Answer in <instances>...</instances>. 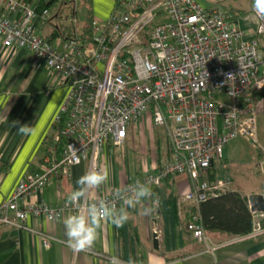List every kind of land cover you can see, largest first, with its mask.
<instances>
[{
  "label": "built area",
  "instance_id": "2783aa9c",
  "mask_svg": "<svg viewBox=\"0 0 264 264\" xmlns=\"http://www.w3.org/2000/svg\"><path fill=\"white\" fill-rule=\"evenodd\" d=\"M8 5L10 15H0L3 47L45 64L68 93L53 120L56 135L45 142L43 171L25 176L0 205V226L21 228L29 217L58 221L71 214L66 198L51 206L39 203V194L77 166L102 167L106 150L122 149L132 123L148 114L156 127L167 128L171 158L121 188L136 180L159 188L185 175L191 189L181 202L197 208L229 189V178L210 183L204 176L230 142L242 137L258 144L254 94L264 93V20L255 12L257 27L249 37L235 15L195 0H118L104 27L93 22L86 46L76 33L57 45L37 35L34 21L46 20L48 10L38 14L17 0ZM256 168L264 174V153ZM113 190L96 196L111 200ZM160 203L157 197L153 206ZM252 214L251 231L236 242L264 236V213ZM188 231L209 253L230 244L208 245L198 215ZM42 242L49 247V237L42 235Z\"/></svg>",
  "mask_w": 264,
  "mask_h": 264
},
{
  "label": "crops",
  "instance_id": "0c3cea01",
  "mask_svg": "<svg viewBox=\"0 0 264 264\" xmlns=\"http://www.w3.org/2000/svg\"><path fill=\"white\" fill-rule=\"evenodd\" d=\"M8 1L0 0V15H10ZM17 1L28 3L34 9L42 4L41 0ZM117 4L118 0L54 2L48 9L46 20L35 19V32L57 45L64 38L80 34L89 11L93 22L104 27ZM205 6L202 5L207 9ZM238 20L245 33L253 37L257 27L254 15L250 18L240 14ZM263 40L260 41L264 52ZM62 83L60 76L45 64L35 61L26 51L6 49L0 42V205L6 202L25 176L43 171L45 142L50 144L56 135L52 129L53 120L68 93V88ZM260 120L256 124L257 146L238 138L225 147L222 159L212 166L217 180L229 178L231 181L227 191L240 192L247 198L264 194V189L260 190L256 181H264V174L255 172L258 171L256 164L264 153V116ZM23 125L32 127L33 131L27 135L20 133L19 128ZM247 142L253 149L252 154L246 151ZM104 155L102 166H108L110 179L98 191L110 192L116 187H124L130 177L146 174L132 175L109 150ZM155 168L152 167L151 171ZM86 171V164H82L72 169L69 178L51 182L39 194V203L60 204L77 187V179ZM204 178L210 183L217 181L210 179L209 172ZM190 189L187 176L173 178L171 185L162 189L164 199L154 217L150 212L141 214L140 208L146 207L143 203L135 209H128L129 219L122 227L103 223L99 238L90 251L75 252L67 246L63 225L67 215L58 221L29 217L21 228L0 226V264H110L113 256L118 257L121 264L130 257L136 264H264V236L236 242L237 237L209 234L208 245L230 243L209 253L207 245L198 244L191 234L183 230L181 220L175 219L169 197L181 198ZM143 223L147 229L142 237L140 228ZM155 233L158 250L153 247ZM42 235L50 239L48 248L43 246Z\"/></svg>",
  "mask_w": 264,
  "mask_h": 264
},
{
  "label": "clouds",
  "instance_id": "9594fccd",
  "mask_svg": "<svg viewBox=\"0 0 264 264\" xmlns=\"http://www.w3.org/2000/svg\"><path fill=\"white\" fill-rule=\"evenodd\" d=\"M252 9L264 20V0H253ZM32 131V127L27 125L19 128V132L25 135ZM109 179L110 170L107 165L86 171L77 179V187L66 198V204L73 212L63 219V225L67 246L75 252L92 250L104 222H110L117 228L122 227L129 219L128 209L142 205L153 196L148 184L136 180L125 188L116 187L111 200L97 198V190L107 184ZM149 211L146 207L140 208L141 214L146 215ZM110 264H121V261L113 256ZM125 264H136V261L130 257Z\"/></svg>",
  "mask_w": 264,
  "mask_h": 264
},
{
  "label": "rangeland",
  "instance_id": "374dc122",
  "mask_svg": "<svg viewBox=\"0 0 264 264\" xmlns=\"http://www.w3.org/2000/svg\"><path fill=\"white\" fill-rule=\"evenodd\" d=\"M206 5L207 9L218 8L228 11L230 14L236 13L242 14L252 18L254 11L252 9L253 0H195ZM201 5V6H202ZM99 26V24H98ZM101 27V26H100ZM249 34V32H248ZM264 48V40L262 43ZM261 75V70H260ZM257 121L260 123V117L264 116V98L256 103ZM246 151L252 154L253 149L246 143ZM109 150L120 165L124 164L129 169L132 175L144 174L151 172L152 167L161 166L164 162L168 161L171 157L172 148L170 137L167 128L156 127L152 121V115L148 114L137 122L132 123L128 132V138L122 149L117 150L113 147H109ZM102 165L105 162V155H102ZM256 174H262L260 171H256ZM260 190L264 189V181L262 179L256 180ZM163 191V190H162ZM160 195L161 201L164 199V193ZM157 198V197H154ZM146 200L147 203L143 205L150 209L151 217H154L157 213V206H153L151 202L154 200ZM183 196L180 198L182 199ZM149 202V203H148ZM139 212V210H138ZM137 212V213H138ZM150 224V223H149ZM150 227V225H149ZM146 225H141V236L146 233ZM158 230V229H157Z\"/></svg>",
  "mask_w": 264,
  "mask_h": 264
},
{
  "label": "trees",
  "instance_id": "16d2710c",
  "mask_svg": "<svg viewBox=\"0 0 264 264\" xmlns=\"http://www.w3.org/2000/svg\"><path fill=\"white\" fill-rule=\"evenodd\" d=\"M41 0L42 4L35 8V11L40 14L44 10H48L51 4L54 3L52 0ZM240 15V14H239ZM239 15H235L238 18ZM92 31H93V18L88 12V17L83 30L79 36L83 40L86 46H89L92 42ZM264 98V93H255L254 102H259ZM171 158V157H170ZM207 172L210 173V179H216L214 168L211 167ZM207 176V174H206ZM173 178H169L163 182L159 188H151L154 197H160L163 188H167L172 183ZM217 180V179H216ZM148 199L147 201H149ZM155 200V198H154ZM153 200V201H154ZM153 201L151 204L153 205ZM169 201L172 202V209L175 215V219L181 220V226L183 230L190 234L188 231V224L191 222L192 217L198 215L203 226L204 232L209 234H224L231 237H241L247 235L253 226V214L250 209L248 198L246 195L240 192L225 191L218 197L210 198L207 201L201 203L197 208L194 205L182 203L180 196H171ZM147 203L146 201L143 202ZM149 203V202H148ZM161 205V204H160ZM160 207V206H159ZM159 210V208L157 209ZM182 218V219H181Z\"/></svg>",
  "mask_w": 264,
  "mask_h": 264
},
{
  "label": "water",
  "instance_id": "95a60500",
  "mask_svg": "<svg viewBox=\"0 0 264 264\" xmlns=\"http://www.w3.org/2000/svg\"><path fill=\"white\" fill-rule=\"evenodd\" d=\"M249 205L251 206L252 212L264 213V197L263 195H251L248 198ZM153 247L155 250L159 249L158 236L155 233L153 235Z\"/></svg>",
  "mask_w": 264,
  "mask_h": 264
}]
</instances>
